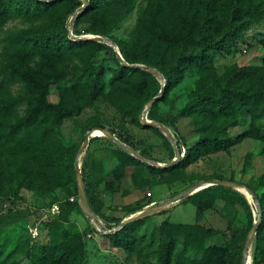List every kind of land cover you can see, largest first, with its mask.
Wrapping results in <instances>:
<instances>
[{
	"label": "rangeland",
	"instance_id": "rangeland-1",
	"mask_svg": "<svg viewBox=\"0 0 264 264\" xmlns=\"http://www.w3.org/2000/svg\"><path fill=\"white\" fill-rule=\"evenodd\" d=\"M120 1L126 3L129 12L115 20L106 19L103 11L91 5L84 8L88 13L78 24L74 26V21L71 25L83 0H62L53 9H43L41 4L36 16L10 17L0 26L1 264H31V258L54 264L47 250L52 244L77 248V258L73 254L71 264H160L167 240L161 226L164 220L177 225L172 231L174 245L168 264H175L176 258L185 264H244L247 236L258 220L256 203L246 187L209 181L246 183L258 193L264 192L257 180L264 172V115L252 122L246 108L233 110L226 117L198 120L178 114L198 97L215 93L229 81H234L232 87L237 91H259L264 96L260 44L264 16L255 20L259 13L246 5L237 7L235 0ZM64 11L69 14L65 22L68 38L86 42L73 46L64 41L60 48L36 47L25 56L22 53L28 44L8 39L13 32L47 37L60 34L58 24ZM249 19L252 22L230 53L215 52L209 63L187 58L196 51L198 34L220 36ZM184 21L192 27L190 42L180 35ZM90 27L122 44L129 60L153 61L173 78L179 71L176 81L156 99L154 108L143 106L145 114L149 111V121L160 119L169 135L178 134L179 160L172 163L176 156L174 138L170 142L157 129L142 125L141 111L136 110L148 78L118 69L109 45L92 39L107 38L84 33ZM250 68L255 69L252 74L248 73ZM155 79L166 85V81ZM93 82L91 93L88 87ZM259 97L252 96L251 102L259 103ZM44 102L54 106L51 111L58 117L52 116L48 122V134L42 142L21 149L20 143L43 115ZM99 127L115 131L109 132L119 143L135 147L145 160L125 152L119 143L96 130ZM224 132L233 138L239 136L237 142L182 166L181 155L188 146L201 137L222 136ZM87 133L93 136L77 155ZM118 151L133 160L123 159ZM75 162L86 199L91 191L97 196L89 206L92 220L77 197ZM195 185L199 187L184 198L169 202ZM200 192L193 202L191 197ZM161 203L166 205L142 219L132 241L111 238L121 229L113 224L114 218L123 217V221ZM53 218L54 228L45 229L42 223ZM252 253L251 244L246 264H252Z\"/></svg>",
	"mask_w": 264,
	"mask_h": 264
},
{
	"label": "trees",
	"instance_id": "trees-1",
	"mask_svg": "<svg viewBox=\"0 0 264 264\" xmlns=\"http://www.w3.org/2000/svg\"><path fill=\"white\" fill-rule=\"evenodd\" d=\"M62 0H0V26L5 23V21L10 17H30V16H36L41 11V8L39 5H44L45 8H55L58 4L61 3ZM68 1V0H64ZM236 6H247L250 9H252L254 12L259 13L256 16L255 20H260L264 16V0H235ZM210 2V0H208ZM209 4V3H208ZM93 5V7L99 8L101 11L104 12V16L108 20H115L116 17L120 16L122 18L125 16L129 9L127 8L126 3L120 0H88V6L90 7ZM108 12L109 14H106ZM88 13V9L83 10L81 15L77 17V19L74 22V26L78 24L79 19L84 15ZM112 14V17L109 15ZM68 12L64 11L61 15L58 28L60 31V34L51 35L50 37L43 36L42 34H34V33H26V32H13L10 33L8 36L9 40H14L17 43H20L22 45L28 44V50L22 54H25V56L28 54L29 49H34L36 47H56L60 48V45L64 41L68 43V45L75 44H81L86 41H77L75 42L72 39L68 38V30L66 26V19L68 17ZM252 22V19L244 20L241 23L228 28L222 35L212 37L208 36L204 33H200L195 37V44H196V51L193 55L187 56L189 60H193L196 63H209L211 62L213 53L215 52H225L230 53L232 51V48L236 44V40L241 37V34L243 30H246L248 28L249 23ZM182 31L180 35L184 40L187 42H190L191 40V34H192V27L188 25L186 21L183 22ZM72 33L75 35L76 33L74 30ZM84 33H93L96 35H100L101 37L107 38L115 43L116 46L119 48V53L123 59L124 62L128 64H144V66H149L157 71H159L162 76L164 77L166 81V85L164 87L163 92L166 89V86H169L173 82L176 81V79L179 77V71L177 70L175 73V77L168 75L164 69L159 68L155 62L150 60H143V59H136V60H129L126 56V51L122 44L117 43L116 39L109 36L106 32L100 31L98 29H94L93 27H90L86 30H84ZM260 44L263 49V64H264V36L260 39ZM108 50L112 53V56L116 59L118 69L120 70H129L131 73H142L148 78V82L144 88L143 94H141L138 97V101L136 104V110H140V115L143 113V106L148 103V101L154 97H157L160 94V90L162 88L161 83H159L155 77L149 73L144 72V70L141 69H133L129 67H123L120 64V61L116 58V55L113 51V49L108 46ZM255 71L254 68L249 69V74H252ZM234 81L226 82V86L219 88L215 93L213 94H204L203 96L198 97L195 101L185 106L178 115L181 116H191L192 118L198 120L200 118H216V117H226L228 116L231 111H239L243 108H246L250 120L254 122L255 120L259 119L264 115V96L259 91H253L251 93L246 92H240L235 90L232 87V84ZM89 91L93 93L95 88V82L93 84H89ZM163 92L161 96L163 95ZM252 96H260L259 103L253 104L251 102ZM156 100L151 106V109L154 108L156 104ZM54 106L49 102H44L43 108H42V117L41 119L32 127V132L24 138L22 141L21 149H27L29 147H32L33 145L42 142L44 138L48 134V128L47 124L50 120H52V116L58 117L55 113L51 111V109ZM149 111L146 114L147 119L149 120ZM157 121V120H156ZM158 122L162 123V120H158ZM144 125V124H142ZM100 129H104L103 127H99ZM111 133H115L112 129H109ZM174 140H175V146L178 153H180V137L177 133L173 134ZM238 137H230L228 134L224 132L222 136H219L217 134L212 136H204L201 137L198 142L193 146H188L184 150V155L181 158L180 163L182 166H185L193 161H195L198 156L204 155L207 152H217L223 148L229 147L233 144H235L238 140ZM168 143V141L166 140ZM129 147L133 148L134 150L138 151L135 147L130 145ZM14 148H18L17 146H14ZM14 152H17V150H14ZM119 156L123 159H126L128 161L133 160L132 157H130L128 154L122 151H118ZM141 154V153H140ZM142 155V154H141ZM162 170V169H159ZM258 184L262 187H264V172L258 177ZM240 185L246 187L249 192L253 194L254 201L256 200L259 204L260 211H259V217L258 219V225L256 228L255 235L253 237L252 242V264H261L264 263V192L262 194L258 193L256 190L252 189L248 184L246 183H240ZM213 190V189H211ZM87 202L89 206L94 205L95 201L97 200V196L94 192L88 193ZM200 193H197L191 197V200L193 202H196L198 200V197L200 196ZM241 202L243 201L242 197H238ZM132 211L128 212L131 213ZM135 212V211H134ZM132 212V213H134ZM59 216V215H58ZM57 216V217H58ZM55 217V218H57ZM123 217L120 218H114L113 224L116 226H119L121 220ZM55 219H51L49 221H44L42 223L43 227L48 230H52L54 227V223L56 222ZM143 220H138L136 222L128 223L125 226H123L121 229L116 231L112 234V239H119L120 241H127L130 242V240H133V232L136 230V227L142 222ZM161 226L164 228L166 232V242L163 247V253L160 257V264H168V255L169 252L172 250V247L174 245V236H173V229L177 227V225L169 224L166 220H164L161 223ZM128 234V235H127ZM244 243V241H243ZM243 243L241 248L243 247ZM49 251L50 257L53 258L54 264H71V256L75 254V260L77 256V248L71 249L67 248L62 245H56L52 244L47 249ZM46 250V251H47ZM60 250V253L56 254V251ZM48 253V252H47ZM35 258H31V264H42V262L35 261ZM1 264V261H0ZM44 264H46L44 262ZM175 264H185L180 259H175ZM188 264H194L193 261H189ZM204 264V263H202Z\"/></svg>",
	"mask_w": 264,
	"mask_h": 264
},
{
	"label": "water",
	"instance_id": "water-1",
	"mask_svg": "<svg viewBox=\"0 0 264 264\" xmlns=\"http://www.w3.org/2000/svg\"><path fill=\"white\" fill-rule=\"evenodd\" d=\"M83 4L84 5L79 8L78 13H76L73 16L71 25L77 19V17L80 15V13L84 10V8L88 6V0H83ZM69 34L71 35L70 29H69ZM72 38L73 39H77V40H81V38L75 37V36H72ZM92 39L102 40L103 42L107 43L113 49V51H114V53L116 55V58L120 61V64L123 67H129V68H133V69H141V70H144V71L152 74L155 78H158V79L162 80L163 82H165V79L162 76V74L159 71H157L156 69L152 68V67L144 66V65H141V64H128V63L124 62L123 59H122V57H121V55H120V53H119V51H118V49H117V46L115 45V43L113 41H111L109 39H102V38H99V37H93ZM164 87H165V85H162V88L160 90V94L157 97H154V98H152V99H150L148 101L147 107L150 108L152 106V104L154 103V101L158 97L161 96V94H162V92L164 90ZM141 123L157 129L159 132H161L162 134L165 135V137L168 139V141L171 142L172 136L169 135L170 132L167 130V128H165L159 122L149 121V120L147 121V120H145V118H143ZM96 130H98L100 132H103L104 134L108 135V137L110 138V140L119 143L116 140L115 136L113 134H111L109 131H107L105 129H96ZM91 136H93V133H87L85 135L84 140H83V144L79 148L77 155H80L81 152L83 151V149L88 145L89 138ZM119 145L122 147V149L125 152H127L128 154H130L134 158H137L139 160H145L144 157H143V155H141L138 151L134 150L133 148H131L129 146H126L125 144H122V143H119ZM173 147H175V146H173ZM175 153H176V156H175V159L172 161V163H174L175 161H177V160L180 159V154L177 152V150L175 151ZM151 162L154 163V164H156V165H158L159 167H164V165H160V164H158V163H156L154 161H151ZM74 175H75V183H76L77 197L80 200L81 208H82L83 212L85 213V215L89 219L92 220L93 217L91 215V211H90L89 204H88L87 199H86V197L83 194V191L81 189L80 171H79V166H78L77 162H75ZM209 183L215 184V185H221V186L244 187V186H242L240 184H237V183H234V182H225V181H220V180H210ZM198 187H199L198 185L193 186L187 193H185L183 195H180V196H178V197H176L174 199H171L169 202L179 201L180 199L184 198L186 195H188L190 192L194 191ZM249 194L253 197V194L251 192H249ZM255 203H256V208H257L258 217H259L260 207H259V204H258V202L256 200H255ZM165 205H166V203H161L159 205H156V204L150 205L147 209L142 210V211H139L136 215H134V216L131 215L127 219H124L123 221H121L120 224H119V227L122 228L123 226H125L128 223L136 222L138 220H141V219H145L147 217H150L154 213L158 212L160 210V208L164 207ZM257 224H258V220L255 221V223H254L251 231L249 232V234L247 236V240H246L245 247H244V263L249 258V257H247V249L251 246V244L253 242V237H254L255 232H256Z\"/></svg>",
	"mask_w": 264,
	"mask_h": 264
},
{
	"label": "built area",
	"instance_id": "built-area-1",
	"mask_svg": "<svg viewBox=\"0 0 264 264\" xmlns=\"http://www.w3.org/2000/svg\"><path fill=\"white\" fill-rule=\"evenodd\" d=\"M141 118L143 119V118H145V120H147L148 121V119H147V117H146V114L143 112L142 114H141ZM142 122V121H141ZM172 136V138H174V136L173 135H171ZM183 156V154L181 155V157Z\"/></svg>",
	"mask_w": 264,
	"mask_h": 264
},
{
	"label": "bare ground",
	"instance_id": "bare-ground-1",
	"mask_svg": "<svg viewBox=\"0 0 264 264\" xmlns=\"http://www.w3.org/2000/svg\"><path fill=\"white\" fill-rule=\"evenodd\" d=\"M94 132V131H93ZM100 134H102V133H100ZM246 262H247V260L245 261V263L244 264H246Z\"/></svg>",
	"mask_w": 264,
	"mask_h": 264
}]
</instances>
